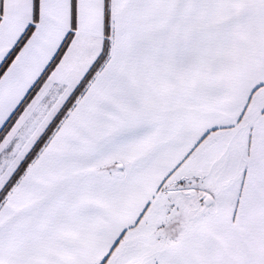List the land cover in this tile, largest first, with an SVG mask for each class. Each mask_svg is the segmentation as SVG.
<instances>
[{"label":"snow or ice","instance_id":"1","mask_svg":"<svg viewBox=\"0 0 264 264\" xmlns=\"http://www.w3.org/2000/svg\"><path fill=\"white\" fill-rule=\"evenodd\" d=\"M0 264H264V0H0Z\"/></svg>","mask_w":264,"mask_h":264}]
</instances>
